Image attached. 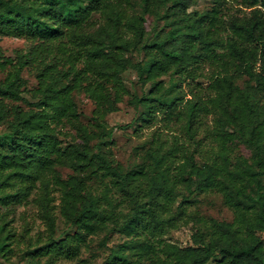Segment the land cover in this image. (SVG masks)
I'll use <instances>...</instances> for the list:
<instances>
[{"label": "trees", "instance_id": "16d2710c", "mask_svg": "<svg viewBox=\"0 0 264 264\" xmlns=\"http://www.w3.org/2000/svg\"><path fill=\"white\" fill-rule=\"evenodd\" d=\"M193 1L0 0V33L39 40L36 46L16 54L0 81V122L5 123L0 132V260L11 253L14 234L9 215L17 203L29 200L37 205L39 214L41 211L48 231L43 241L37 237L23 251L29 264H53L59 255L77 254L76 241L107 221L112 222L109 229L131 238L108 246L101 264H206L212 259L213 264H264L262 238L253 233L264 230V0H211L208 8L188 10ZM93 12L98 13L99 21L90 30ZM159 20L161 26L151 30L152 39L148 40L147 28H154ZM55 40L60 43L56 47L60 56L67 53L69 60L82 54L84 68H75L70 62L65 69H58L55 62L45 61L43 51L51 52L49 43ZM109 50L142 53V58L132 64L138 81L150 85L146 93L132 95L134 106L141 108L137 118L142 122L150 121L157 110L166 111L168 116L181 111L176 110L180 96L172 75L208 81L209 91L202 98L196 95L187 99L182 111L190 138L202 121V131L207 130L205 135L215 140L211 157L204 152L201 161H195L193 148L175 163L178 148L174 142L162 152L157 147L148 148V161L132 168L122 169L106 156L102 147L109 143L105 136L109 130L103 117L115 108L101 84L112 82L115 101L127 91L119 69L110 74L96 71L97 63ZM39 55L36 100L28 102L30 107L25 109L18 104L6 105L3 98L24 100L20 94L21 70ZM8 60L3 58L0 65ZM87 71L91 77L86 76ZM165 74L169 76L167 86L159 79ZM84 76L86 82L82 84ZM95 76L103 81L98 83L92 78ZM74 88L92 97L103 94L100 100L96 97L93 110L99 131L92 145L88 143L92 134L80 123L76 129L82 142L65 145L60 144L50 125L75 115L70 97ZM208 113L213 115L210 128L205 122ZM235 141L250 149V161L237 158L230 162ZM56 163L85 173L88 179L110 177L130 201L129 211L116 212L117 201L105 192L91 194L83 177L71 174L61 179L54 175ZM46 172L60 186V212L74 226L71 232L53 235ZM214 187L222 190L226 201L237 209L235 220H213L214 229L195 231L192 244L163 241L164 229L181 217L190 196ZM179 195L176 209L170 210ZM119 215H123L120 221Z\"/></svg>", "mask_w": 264, "mask_h": 264}, {"label": "rangeland", "instance_id": "374dc122", "mask_svg": "<svg viewBox=\"0 0 264 264\" xmlns=\"http://www.w3.org/2000/svg\"><path fill=\"white\" fill-rule=\"evenodd\" d=\"M212 4L211 0H194L188 7V10L196 9L201 11L208 8ZM233 8L229 7L231 11ZM93 20L90 30L96 27L99 21V15L97 12H93L91 15ZM161 20L157 21L154 28H147V39H152L151 30L157 29L161 26ZM152 23V21L150 22ZM152 25V24H151ZM68 47L69 44L64 39L61 40ZM39 43L37 39H30L24 36H15L12 34L0 33V60L3 58L9 59L3 66L0 65V81H2L10 69L11 61H15V56L19 52H25L29 48L36 46ZM58 41L50 42L51 52L43 51L42 55H45V61L55 62L58 69H65L70 62H72L75 68H84L85 61L82 54L77 53L75 58L69 60L64 55L58 53L56 47ZM62 44V43H61ZM108 56L101 59L96 65V71L98 73L110 74L119 69L118 76L124 89L119 99L114 100V87L111 81H103L97 76L95 78L98 83L101 84L102 92L107 94V99L114 106V110L107 112L104 115V122L106 130H109V134L105 135L108 142L102 147V151L107 157L111 158L113 162L119 164L122 169L132 168L138 163H146L148 161L145 150L152 147H157L158 152L167 150L172 143L177 146V154L174 157V162L177 163L183 160V155L193 150V157L195 161H201L202 153L207 152V156L211 157L213 150H210L211 145H215L213 137H208L205 134L208 131H202V121L193 138H190L185 131L184 125L186 123V117L182 110L187 99L194 98L199 95L202 98V94L209 91L207 87L208 81L197 77L191 79L185 75H172L177 82L176 93L180 96L177 103L176 110H181L178 113H172L168 116L166 111L157 110L154 113V117L148 122H142L137 118L140 107H135L132 99L133 94L142 95L146 93L150 87L149 83L141 84L138 81L136 72L132 64L142 58V53L125 52L121 54L114 53L109 50ZM59 56V57H57ZM40 57L37 56L26 64L21 70L22 85L20 86V94L24 100H10L9 98H3L2 100L6 105L18 104L22 108H29L28 102H33L37 97L34 96V91L38 86L37 70L40 67ZM121 67V68H119ZM91 72L87 71L86 76H90ZM81 79L82 84H85L86 80ZM91 78V79H92ZM162 85L167 86L169 84L168 74L159 77ZM93 81V80H92ZM91 81V82H92ZM101 93H97V100H100ZM70 97L74 102L75 115L69 117H62L58 123L51 122L56 137L60 140V144L65 145L70 142L79 143L82 142V137L78 135L79 131L76 129L77 124L83 125L91 134L92 138L89 140V144L92 145L97 141L96 133L99 131V127L96 125L94 119V108L96 106V97L89 96L80 88H74L70 92ZM212 113H208L205 116L206 127L213 126ZM202 120V116H201ZM140 124V125H138ZM5 128V123L0 122V132ZM203 138V146H202ZM197 141V142H194ZM232 152L230 154V162H234L237 158H246L250 161L251 151L241 142L235 141L231 145ZM94 151L96 148H92ZM183 154V155H182ZM54 175H58L61 179L68 178L69 175L75 174L77 177H83L86 189L91 194L99 196L104 192L108 194V197L117 201L115 211H121L126 213L130 209V201L124 198V194L113 185L112 179L108 176L95 178L91 176L89 179L85 177V173H76L71 167L65 164H53ZM46 178L49 179V195L51 196L50 203L52 204V215L54 217V233L58 235L63 230L69 232L73 231L74 226L68 224L63 218L60 212V198L61 189L59 185L53 183V178L49 172H46ZM178 190V189H177ZM182 193H186L183 191ZM32 192L29 196H33ZM180 195L175 197V201L172 204L170 210L174 211L175 205L179 202ZM225 193L217 187L206 189L204 191L194 193L190 196L189 201L183 204L184 211L180 218L176 219L173 226H168L162 233V240L171 242L180 246L194 243L193 234L197 230L202 232L212 231L213 220L222 222H232L236 218L235 207H233L228 201H226ZM105 205V204H104ZM37 205L28 200L27 202L17 203L14 207L13 213L9 215V225L13 232V240L10 243L11 253L5 260H0V264H29L27 256L23 255V251L30 247L34 243L37 237L40 238V242L44 240L47 235V226L44 217L37 210ZM123 215L117 217L118 221L121 220ZM111 221H107L106 225L100 227L94 231L83 234V237L79 243L77 254L73 256L59 255L53 264H101L102 259L107 253V247L110 245H117L122 242L128 241L131 236L126 235L123 232L109 229ZM253 233L262 238L263 250H264V230H254ZM243 236L247 233L242 232ZM47 255L41 256L39 262L43 263ZM214 259L209 260L206 264H213Z\"/></svg>", "mask_w": 264, "mask_h": 264}]
</instances>
